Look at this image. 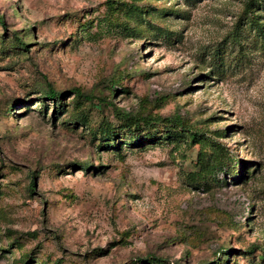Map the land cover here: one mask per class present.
Wrapping results in <instances>:
<instances>
[{"label": "rangeland", "instance_id": "374dc122", "mask_svg": "<svg viewBox=\"0 0 264 264\" xmlns=\"http://www.w3.org/2000/svg\"><path fill=\"white\" fill-rule=\"evenodd\" d=\"M0 18V264H264V0H0ZM72 89L182 125L128 131Z\"/></svg>", "mask_w": 264, "mask_h": 264}, {"label": "trees", "instance_id": "16d2710c", "mask_svg": "<svg viewBox=\"0 0 264 264\" xmlns=\"http://www.w3.org/2000/svg\"><path fill=\"white\" fill-rule=\"evenodd\" d=\"M0 23L4 26V22L2 21V19L0 18ZM21 49L24 50V48H26V44L19 41V45H18ZM72 94L75 98L76 102L79 101H85V102H98L99 104H101L102 106H107V107H112L113 111L116 113V115L120 118V120L124 121V124H126L128 131L131 130H137L134 128L140 127V126H144L146 127L148 130L156 128L155 126H157L158 124L167 122L170 123L172 125H175V123L178 124V126L182 125V122L180 121L179 117L173 116V117H166L163 118L160 115H141V116H133V115H121L120 114V110L115 108L113 106V104L111 103V101H107L106 99L103 98H99L93 95H89V94H84L82 93L80 90L78 89H72ZM43 98L51 101L52 103L58 102L62 99V97L64 96V93H60L58 91H54L51 87L47 86L45 91L42 94ZM132 127V128H130ZM181 132H185V137L187 139L190 140V142H195L196 140H198V136L199 133L198 132H194L190 127L187 128V130H181ZM176 133L175 132H169L166 131L165 132V137L166 138H172L175 137ZM115 138V134L110 132V131H105V135H104V139H102V142H109V145L113 148V149H119V144L118 142H116L114 140ZM158 140H161V138H159L158 133L157 132H147L144 136L142 135H129V137L125 140L126 145L128 146H138V145H142L143 143H154ZM220 154V153H219ZM229 158V156H227V159ZM231 163H229V165H232L233 162L232 160H230ZM198 162H200L201 164H204L201 160H198ZM221 163V162H219ZM237 164V162H236ZM239 165H241V163H239ZM81 168H85L86 167H82ZM233 175L235 176L236 173H233ZM198 182H202V178L200 177V175L198 173H195L193 175V178L191 179V183L196 184ZM33 186V185H31ZM262 250V259L264 262V246L261 247ZM18 264H29V258L28 257H23L21 258V260L19 261ZM153 264H170L165 260L162 259H156L153 258Z\"/></svg>", "mask_w": 264, "mask_h": 264}]
</instances>
